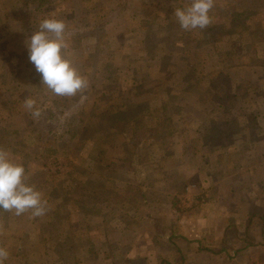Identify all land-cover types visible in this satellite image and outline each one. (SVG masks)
<instances>
[{
    "label": "rangeland",
    "instance_id": "374dc122",
    "mask_svg": "<svg viewBox=\"0 0 264 264\" xmlns=\"http://www.w3.org/2000/svg\"><path fill=\"white\" fill-rule=\"evenodd\" d=\"M30 1L0 0V149L47 211L0 209L5 264H264V0H215L192 31L190 0ZM49 18L88 81L73 97L24 56Z\"/></svg>",
    "mask_w": 264,
    "mask_h": 264
},
{
    "label": "clouds",
    "instance_id": "9594fccd",
    "mask_svg": "<svg viewBox=\"0 0 264 264\" xmlns=\"http://www.w3.org/2000/svg\"><path fill=\"white\" fill-rule=\"evenodd\" d=\"M214 3L215 0H190L187 7L177 8L174 16L180 28L184 31L206 29L212 23L210 12ZM65 30L66 24L62 20H42L39 30L28 41V53L30 63L47 89L57 96L73 97L88 87V81L62 55V50L68 47ZM35 103L28 98L24 106L39 118L41 110L35 107ZM25 181L24 166L14 162L7 151L0 149V209L14 210L18 216L31 209L33 216H43L47 208L42 194ZM8 256L7 249L0 247V264H5Z\"/></svg>",
    "mask_w": 264,
    "mask_h": 264
},
{
    "label": "trees",
    "instance_id": "16d2710c",
    "mask_svg": "<svg viewBox=\"0 0 264 264\" xmlns=\"http://www.w3.org/2000/svg\"><path fill=\"white\" fill-rule=\"evenodd\" d=\"M31 3V1L30 0H19V9L20 10H23V9H27L28 8V6H29V4ZM37 5V4H36ZM40 23H41V21H40ZM168 23H169V21H168ZM168 25V24H167ZM26 27H27V25L24 23V22H19V24H17L16 25V31H19L20 32V28H25L26 29ZM242 28H246V24L244 23V22H241L240 23V25L238 26V30H241ZM243 31V30H242ZM35 32H31L30 33V35H32V34H34ZM4 44V42L2 43V45ZM25 54H28V50H26V52H25ZM25 57H27V58H29V55H24ZM27 64V67L29 68L31 65H30V63H26ZM31 68V67H30ZM37 76H36V78H35V81H39L40 80V78H39V73H37L36 74ZM67 98V97H66ZM145 107H147L148 108V106L146 105ZM121 112H123V111H121ZM116 113H119V112H116ZM115 113V114H116ZM123 114V113H122ZM121 114V115H122ZM115 117V116H114ZM161 119V121L157 118L156 119V123H157V125L156 126H154V130L156 131V129H158V127L159 126H162V125H165V123H166V120L164 119V118H162V117H160ZM115 119V118H114ZM113 119V120H114ZM139 119H141V117H138V115H134V116H132V118L130 119L131 120V122H132V126L135 128V127H140V125H139V123H136L135 121H138ZM112 121V116H110V118H109V121ZM129 120V121H130ZM120 120H114V122H119ZM121 122V121H120ZM161 122H162V125H161ZM148 128H152L151 127V125H149L148 126ZM148 132H150V134H152L151 133V130H149ZM150 134H148V135H143L142 136V140L143 139H145V140H147L146 139V137L147 136H150ZM152 136H154V134H152ZM151 137V136H150ZM73 171H75V168H73ZM80 172V170L78 169V171H76V174H78ZM196 197V196H195ZM108 198V197H107ZM194 199H196V202H195V205H198L200 202H201V199L200 200H197V199H199V197H196V198H194Z\"/></svg>",
    "mask_w": 264,
    "mask_h": 264
},
{
    "label": "crops",
    "instance_id": "0c3cea01",
    "mask_svg": "<svg viewBox=\"0 0 264 264\" xmlns=\"http://www.w3.org/2000/svg\"><path fill=\"white\" fill-rule=\"evenodd\" d=\"M175 258H177V256L179 257V258H181V259H187V260H192L191 262L193 263V264H198V263H196L195 262V260L196 259H199V257H200V254L199 253H197V251H195L194 249H192V247H186V248H183L181 251H179V252H177L176 254H175ZM209 264H212V263H210V261H209Z\"/></svg>",
    "mask_w": 264,
    "mask_h": 264
}]
</instances>
